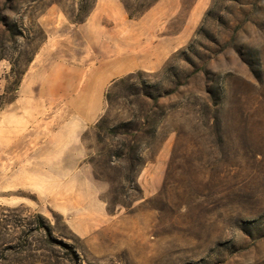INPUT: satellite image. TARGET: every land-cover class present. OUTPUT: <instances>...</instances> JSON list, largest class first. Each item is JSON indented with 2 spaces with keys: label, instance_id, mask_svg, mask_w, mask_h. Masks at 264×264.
<instances>
[{
  "label": "rangeland",
  "instance_id": "rangeland-1",
  "mask_svg": "<svg viewBox=\"0 0 264 264\" xmlns=\"http://www.w3.org/2000/svg\"><path fill=\"white\" fill-rule=\"evenodd\" d=\"M111 2L0 0V264H264V0H117L95 22ZM116 29L127 58L181 45L116 77ZM82 96L103 107L60 156ZM144 115L127 182L114 129Z\"/></svg>",
  "mask_w": 264,
  "mask_h": 264
},
{
  "label": "crops",
  "instance_id": "crops-1",
  "mask_svg": "<svg viewBox=\"0 0 264 264\" xmlns=\"http://www.w3.org/2000/svg\"><path fill=\"white\" fill-rule=\"evenodd\" d=\"M110 2L115 5V9L117 11L114 9V12H111L113 10L111 9L112 6L103 5L102 8H100L98 16H96L94 19L95 22L101 19L102 13H107L111 15V17H113V14H117L120 19L126 17L125 13L122 11V8L117 6V0H110ZM122 31L123 29H116L112 40L115 46V52H117L114 57V65L124 67L123 71L115 74L116 77L122 75L123 73L133 71L135 68L154 69L164 62V60L171 54L173 49L175 50L181 45L180 42L176 43V40H171V36L167 35L166 37H162V39L157 43L154 41L152 42V40L149 41V45H145V48L142 49L144 54H142L143 52L141 54L137 53V55H134L133 53L131 57L127 58L124 57L122 53L119 54V51L124 50L121 45H123L124 41L126 42L128 39V36H123ZM89 40L94 43L97 42L99 45H106L108 43L107 30L98 27V30L95 29L89 33ZM59 65L60 67L65 68L67 64L60 63ZM103 81H105V79ZM100 101V99H97L96 102L90 104L88 100L82 96L71 102L72 107L75 109V118L63 125L59 130L58 137L50 142L52 145L55 144V146L60 149V156H66L72 147H77V145L82 144L81 134L84 130V127L96 119L103 107ZM26 102L32 107L31 112L33 114L35 113L36 109L41 106V101L37 97L29 98L26 100ZM77 155L78 157H84L85 151L80 150V154Z\"/></svg>",
  "mask_w": 264,
  "mask_h": 264
},
{
  "label": "trees",
  "instance_id": "trees-1",
  "mask_svg": "<svg viewBox=\"0 0 264 264\" xmlns=\"http://www.w3.org/2000/svg\"><path fill=\"white\" fill-rule=\"evenodd\" d=\"M125 6L130 13V16H134L131 8L127 4ZM149 121V116L144 115L142 118L138 117L136 121L130 120L124 122L122 125L114 129V133L119 137H122V141L120 142L117 150H114L111 155L113 158L111 159V164L115 161H122L126 164L127 174L124 178L127 182H131L140 169L143 143L147 135H152L150 134L152 131L149 130ZM103 122V120H100V122L96 125V128L99 131L103 129ZM102 156L103 154L101 152L98 153V158L100 159L93 162L95 168L94 174L98 179H104L106 177L104 174L106 166L101 161Z\"/></svg>",
  "mask_w": 264,
  "mask_h": 264
}]
</instances>
